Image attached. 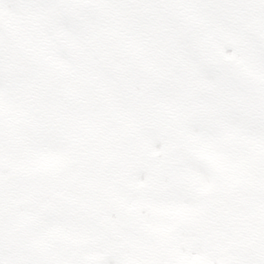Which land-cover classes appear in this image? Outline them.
Listing matches in <instances>:
<instances>
[{
  "label": "snow or ice",
  "instance_id": "1",
  "mask_svg": "<svg viewBox=\"0 0 264 264\" xmlns=\"http://www.w3.org/2000/svg\"><path fill=\"white\" fill-rule=\"evenodd\" d=\"M0 264H264V0H0Z\"/></svg>",
  "mask_w": 264,
  "mask_h": 264
}]
</instances>
